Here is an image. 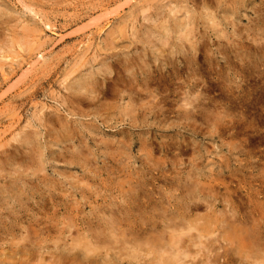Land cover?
<instances>
[{"label":"rangeland","instance_id":"obj_1","mask_svg":"<svg viewBox=\"0 0 264 264\" xmlns=\"http://www.w3.org/2000/svg\"><path fill=\"white\" fill-rule=\"evenodd\" d=\"M226 214L264 224V0H0V264H264Z\"/></svg>","mask_w":264,"mask_h":264},{"label":"bare ground","instance_id":"obj_2","mask_svg":"<svg viewBox=\"0 0 264 264\" xmlns=\"http://www.w3.org/2000/svg\"><path fill=\"white\" fill-rule=\"evenodd\" d=\"M207 14V13H206ZM206 16V15H205ZM175 23V22H174ZM178 25V24H177ZM176 25V26H177ZM191 30V29H190ZM188 32V31H187ZM186 32V33H187ZM176 33V32H175ZM192 33V32H191ZM190 33V34H191ZM177 38L179 37V35L178 36H176ZM182 38V37H181ZM193 38V37H192ZM174 39V38H173ZM186 39V38H185ZM186 41H187V39H186ZM189 42V41H188ZM182 47V46H181ZM169 48V47H168ZM148 82V81H147ZM261 183V182H260ZM187 188V187H186ZM192 188V187H191ZM251 188V187H250ZM182 190V189H181ZM191 192V191H190ZM260 192H262V191H260ZM188 193V192H187ZM257 193H259V192H257ZM196 194V193H195ZM253 194H255V193H253ZM263 195V194H262ZM256 197V196H255ZM259 199V198H258ZM253 202V201H252ZM253 204H254V202H253ZM216 205V204H215ZM252 205V204H251ZM250 205V206H251ZM184 206V205H183ZM256 206V205H255ZM255 206H253V207H255ZM258 206V205H257ZM228 207V206H227ZM230 207V206H229ZM252 207V206H251ZM259 207H260V205H259ZM211 208V207H210ZM213 209V208H212ZM211 209V210H212ZM254 209V211H255V208H253ZM258 209V208H257ZM260 209V208H259ZM252 210V209H251ZM261 210L263 211V209H262V206H261ZM233 211H235V210H233ZM228 212V211H227ZM231 212V211H230ZM247 212V211H246ZM256 213H258L257 211H256ZM255 213V214H256ZM260 213V212H259ZM234 214V213H233ZM251 214V213H250ZM249 214V215H250ZM254 214V215H255ZM261 214V213H260ZM254 215H252V216H246V219H245V221H243V222H238L237 221V219H236V216L235 215H232V216H228L227 214L226 215H224V219L222 220V222H223V225H222V227H224L225 229H228V230H230V231H232L233 233H237V234H239V235H242V234H244V240H247L248 242L249 241H251V243H252V241H254V242H258L259 241V238H260V236L262 237V238H264V224H263V222H260V221H258L257 219H255V217H257V215L256 216H254ZM158 216V215H157ZM254 216V217H253ZM110 217V216H109ZM113 217V216H112ZM112 217H111V219H112ZM114 218V217H113ZM263 219V218H262ZM262 219H261V221H262ZM239 220V219H238ZM106 222V221H105ZM220 222V221H219ZM109 223H110V221H109ZM113 223V222H112ZM122 224V223H121ZM165 224V223H164ZM104 225H106L107 226V224H104ZM116 225V224H115ZM172 225V224H171ZM247 225L249 226V228L248 229H243L242 228V226L243 227H247ZM112 226V225H111ZM115 227V226H114ZM108 228V227H107ZM113 228V227H112ZM122 228V227H121ZM155 228V227H154ZM167 228V227H166ZM106 229V228H105ZM111 229V228H110ZM115 229H116V227H115ZM114 229V230H115ZM144 229V228H143ZM192 229V228H191ZM117 230V229H116ZM150 230V229H149ZM164 230V229H163ZM183 230V229H182ZM187 230V229H186ZM91 231V230H90ZM118 231V230H117ZM144 231H145V229H144ZM172 231V230H171ZM180 231V230H179ZM163 232V231H162ZM175 232V231H174ZM181 232H183V231H181ZM92 233V232H91ZM95 232H93V234H94ZM99 233V232H98ZM106 233V232H105ZM109 233H111V232H109ZM114 233H115V231H114ZM143 233V232H142ZM89 234H90V232H89ZM101 234H102V232H101ZM108 236H109V234L108 233H106ZM113 234V233H112ZM116 234H119V233H116ZM115 234V235H116ZM166 234V233H165ZM172 234V233H171ZM104 235V234H103ZM102 235V236H103ZM115 235H112V236H115ZM91 237H92V235H91ZM96 238H97V236H95ZM104 237V236H103ZM107 237V236H106ZM105 238V237H104ZM110 238V237H109ZM117 238V237H116ZM116 238H114V240H116V243L118 242L117 241V239ZM118 238H119V236H118ZM157 238V237H156ZM161 238V237H160ZM86 239V238H85ZM99 239H100V237H99ZM106 239H108V238H106ZM193 237L192 238H189L188 240H187V242L188 243H190V244H194L193 243ZM111 240H112V238H111ZM126 240V239H125ZM262 240V239H261ZM89 241V240H88ZM96 241H97V239H95L94 238V242H95V246H97L98 245V242L96 243ZM107 241V240H106ZM109 242H110V239L108 240ZM113 241V240H112ZM124 241V240H123ZM132 241V240H131ZM134 241V240H133ZM172 241V240H171ZM119 242H122L121 240L119 241ZM125 242V241H124ZM100 243V242H99ZM111 243V242H110ZM157 243H158V241H157ZM101 244H102V242H101ZM112 244H114V242L113 243H111V245ZM126 244H128L127 242H126ZM131 244V243H130ZM183 244V243H182ZM90 245V244H89ZM92 245V244H91ZM90 245V246H91ZM105 245V244H104ZM137 245V244H136ZM255 245H256V243H255ZM85 246H87V245H85ZM94 246V247H95ZM100 247H101V245H99ZM99 246H97V247H99ZM107 246V245H106ZM123 246V245H122ZM99 247V248H100ZM143 247V246H142ZM96 248V247H95ZM109 248V247H108ZM186 249L187 248H189V245L188 246H186L185 247ZM97 249V248H96ZM101 250H102V248H100ZM104 249V248H103ZM120 249H122V248H120ZM124 249H126V248H124ZM167 249V248H166ZM84 250V249H83ZM85 251H87V250H85ZM93 251V250H92ZM185 251H187V250H185ZM133 252V251H132ZM89 253V252H88ZM130 253V252H129ZM132 254H134V253H132ZM179 255H180V253H178ZM183 254H184V252H183ZM135 255V254H134ZM134 255H133V258H134ZM179 255H177V257L179 256ZM195 255L196 256H200V254H199V252H198V250L196 251V253H195ZM129 256V255H128ZM168 256V255H167ZM125 257V256H124ZM170 257V256H169ZM168 257V258H169ZM126 258V257H125ZM137 257H135V259H136ZM139 259V258H138ZM174 261V260H173ZM177 261V260H176ZM176 261H174V263L176 262ZM169 262V261H168ZM191 262H193V261H191ZM161 263V262H160ZM196 264V263H195Z\"/></svg>","mask_w":264,"mask_h":264}]
</instances>
